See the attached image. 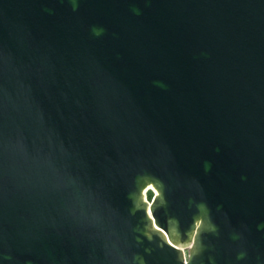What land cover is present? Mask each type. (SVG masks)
<instances>
[{"label":"water","instance_id":"water-1","mask_svg":"<svg viewBox=\"0 0 264 264\" xmlns=\"http://www.w3.org/2000/svg\"><path fill=\"white\" fill-rule=\"evenodd\" d=\"M0 264H264V0H0Z\"/></svg>","mask_w":264,"mask_h":264},{"label":"rangeland","instance_id":"rangeland-1","mask_svg":"<svg viewBox=\"0 0 264 264\" xmlns=\"http://www.w3.org/2000/svg\"><path fill=\"white\" fill-rule=\"evenodd\" d=\"M147 196L148 200L151 201L154 197V193L152 191H149Z\"/></svg>","mask_w":264,"mask_h":264},{"label":"bare ground","instance_id":"bare-ground-1","mask_svg":"<svg viewBox=\"0 0 264 264\" xmlns=\"http://www.w3.org/2000/svg\"><path fill=\"white\" fill-rule=\"evenodd\" d=\"M152 190L155 191L153 188H152ZM148 192H149V191L146 192V197H148V196H147V195H148ZM155 192H156V191H155ZM147 199H148V198H147Z\"/></svg>","mask_w":264,"mask_h":264}]
</instances>
